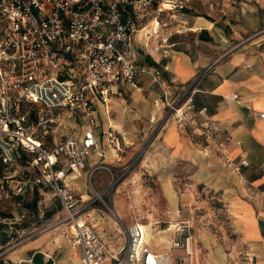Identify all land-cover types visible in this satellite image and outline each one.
Listing matches in <instances>:
<instances>
[{
    "label": "built area",
    "instance_id": "2783aa9c",
    "mask_svg": "<svg viewBox=\"0 0 264 264\" xmlns=\"http://www.w3.org/2000/svg\"><path fill=\"white\" fill-rule=\"evenodd\" d=\"M188 1L0 0V202L48 189L63 209L44 229H21L22 239L13 245L55 226L61 229L59 235L80 246L81 264H200L188 222L168 228L170 247L161 250L146 239L144 227L153 222L136 218L126 224L106 203L116 221L115 231L123 237L112 247L90 219L95 200L74 181L88 157L100 150L97 105L106 103L122 84L139 88L137 35L151 24L144 21L159 20ZM210 67L180 88L165 80L161 69H155L170 119L179 124L189 120L187 111L195 108L192 86ZM231 97L238 98V93ZM53 110L63 111L73 122L72 129L49 146L37 132H48L49 122H55L48 116ZM260 115L264 117V111ZM209 133L213 146L225 153L217 133ZM109 136L120 147L119 138L113 133ZM226 162L239 171L249 165L248 160L237 163L227 155ZM98 168L112 172L108 164L96 163L90 181ZM112 183L105 192L121 191L119 184ZM25 216L22 213L9 222ZM5 220L0 216V221Z\"/></svg>",
    "mask_w": 264,
    "mask_h": 264
},
{
    "label": "crops",
    "instance_id": "0c3cea01",
    "mask_svg": "<svg viewBox=\"0 0 264 264\" xmlns=\"http://www.w3.org/2000/svg\"><path fill=\"white\" fill-rule=\"evenodd\" d=\"M243 3L246 19L243 24L229 23L228 32L215 28V21L198 16L207 23L197 30L215 28L223 37V45L216 33L209 31L205 36L210 35L211 39L198 36L192 43L174 46L161 53L139 48V88L122 84L118 91L110 94L106 103L97 105L100 150L88 157L74 181L80 191L90 196L85 190L87 181L83 182L80 177L85 172L90 173L96 163L119 161L124 143L128 142L124 125L117 123L114 127L111 124L108 128H101L98 106L105 105L108 113L107 104L113 95L134 90L135 97L144 96L150 105L154 104L152 112L155 119L162 109L165 110L155 69H161L165 80L180 88L190 85L211 65L206 75L198 78L192 86L195 108L187 111L189 120L184 124L168 120L164 125L162 147L169 155V162L194 163L197 178L224 193L244 243L246 259L249 264H264V117L260 115L264 111V0H245ZM188 29L193 30L191 27ZM221 32L228 33L230 40ZM143 34H138L137 38L144 40ZM226 42H230L229 45ZM232 93H238V98H232ZM117 131L122 133V139ZM214 131L218 140L224 143L226 154L213 146L209 132ZM109 133L119 138L120 147L116 148V144L111 142ZM226 155L237 163L248 160L249 165L242 166L239 171L226 162ZM91 156L94 157L89 164ZM82 183L86 185L84 188ZM116 202V213L129 224L120 215L122 210L118 200ZM97 211L96 206L90 211L91 221L108 243L116 247L119 243L116 221L110 219L105 223L106 227L100 226L99 216H94ZM22 220L24 218L18 221ZM27 228L23 226L20 230L27 231ZM3 230L6 228L0 227L2 236ZM2 236L0 244L8 243L9 240ZM169 240L171 242V236ZM169 246L170 243L167 248ZM81 258L79 245L56 232H49L8 246L0 256V264H81Z\"/></svg>",
    "mask_w": 264,
    "mask_h": 264
},
{
    "label": "rangeland",
    "instance_id": "374dc122",
    "mask_svg": "<svg viewBox=\"0 0 264 264\" xmlns=\"http://www.w3.org/2000/svg\"><path fill=\"white\" fill-rule=\"evenodd\" d=\"M243 2L245 0H189L183 7L166 12L159 21L152 22L153 17L146 19L143 24H151L143 31L144 40L138 39L139 46L153 53H161L174 46L192 43L198 36L204 37L206 29H188L194 25L198 16L215 21V28L228 32L229 23L243 24L246 19ZM215 28L206 31L215 32L222 44L223 37L217 34ZM224 32H221L222 35L228 36ZM226 43L229 45L230 42ZM134 92L113 95L107 104L108 113L105 105L98 106L101 128H108L111 124L114 127L117 123L124 125L129 143H124V151L121 152L119 161L99 162L108 164L112 172L98 168L91 181L89 172L80 177L88 184L86 186L82 183L81 187L86 186L85 190L95 200L94 205L98 211L94 216H99L97 220L101 221L100 226L106 227L105 223L114 219L107 204L116 210L118 200L122 210L120 215L125 221L131 222L140 218L144 222H153L146 224L147 234L154 242L155 239L158 240V243L153 244L160 249H166L170 243L172 232L169 227L173 228L178 222H188L195 237L200 264H249L244 243L224 193L201 182L195 175L194 163L169 162V155L162 147L161 131L167 121L173 119L168 117L167 108L162 109L154 119V104L150 105L144 96L135 97ZM48 113L55 122H49L48 132L40 130L37 134L49 146H53L72 129L73 121L61 110ZM33 119L36 120V116ZM118 131L122 139V133ZM93 157L89 158L88 163ZM111 182L119 184L121 191L110 189L105 192ZM36 190L0 203V216L8 219L0 221V227L6 228L0 237L5 236L9 240L8 243L0 244V256L8 246L22 239L20 227L28 226L26 232L37 231L46 228L62 215V205L57 196L48 189L38 192ZM35 197L38 198L34 205ZM22 213H26L24 220L9 222ZM157 221L160 222L155 223ZM49 232L59 234L61 229L51 226L38 232L36 236ZM122 240V235L117 237L118 242Z\"/></svg>",
    "mask_w": 264,
    "mask_h": 264
},
{
    "label": "bare ground",
    "instance_id": "6f19581e",
    "mask_svg": "<svg viewBox=\"0 0 264 264\" xmlns=\"http://www.w3.org/2000/svg\"><path fill=\"white\" fill-rule=\"evenodd\" d=\"M154 20H158V19H154ZM153 20V21H154ZM159 21V20H158ZM205 23H207V21L205 20V19H203V18H201V17H198L197 18V22L191 27L193 30H197V29H199L202 25H204ZM146 28H147V26L145 27V28H143V29H141L140 30V32H139V35L141 34V33H144L143 31L144 30H146ZM149 32V31H148ZM141 37H143V36H141ZM120 127V126H119ZM123 129V128H122ZM121 129V130H122ZM119 130V129H118ZM124 131V130H123ZM111 218V217H110ZM113 220H115V219H113ZM144 230H145V235H146V239H147V241L152 245V246H154V247H156L154 244L155 243H158V240L157 239H155V242H154V239L151 237V238H149L148 237V234H147V225H145V227H144ZM171 230V229H170ZM153 241V242H152ZM154 243V244H153ZM160 246H162V245H160ZM163 247V246H162ZM170 247V246H169ZM169 247L168 248H166V249H161V250H168L169 249ZM157 249H160L159 247H156Z\"/></svg>",
    "mask_w": 264,
    "mask_h": 264
},
{
    "label": "trees",
    "instance_id": "16d2710c",
    "mask_svg": "<svg viewBox=\"0 0 264 264\" xmlns=\"http://www.w3.org/2000/svg\"><path fill=\"white\" fill-rule=\"evenodd\" d=\"M205 32H207V31L205 30ZM204 38H205V39H211V36H210V35H206V36H204ZM37 198H38V197H35L34 205H35V202L37 201ZM29 205H31V203H30Z\"/></svg>",
    "mask_w": 264,
    "mask_h": 264
}]
</instances>
